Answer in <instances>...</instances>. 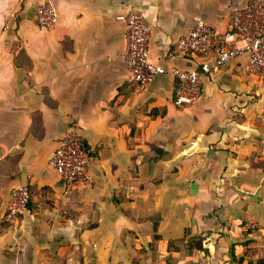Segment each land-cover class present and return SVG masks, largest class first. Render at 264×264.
<instances>
[{"label": "crops", "instance_id": "1", "mask_svg": "<svg viewBox=\"0 0 264 264\" xmlns=\"http://www.w3.org/2000/svg\"><path fill=\"white\" fill-rule=\"evenodd\" d=\"M57 19L44 32L40 2ZM252 0H0V264H264V75L239 57L201 73L181 109L175 80L128 83L131 3L150 28L151 59L193 69L177 40L199 22L227 29ZM76 128L91 180L65 194L50 166ZM27 185L28 213L1 219Z\"/></svg>", "mask_w": 264, "mask_h": 264}, {"label": "built area", "instance_id": "2", "mask_svg": "<svg viewBox=\"0 0 264 264\" xmlns=\"http://www.w3.org/2000/svg\"><path fill=\"white\" fill-rule=\"evenodd\" d=\"M57 11L50 1L37 7L36 22L40 30L48 32L56 24ZM126 29L127 48L124 61L128 69V83L135 93H141L155 76L169 74L175 80L174 104L185 108L201 96V73L208 74L227 66L232 60L246 57V69L252 74L264 75V0H252L247 6L232 5L227 29L219 32L214 26L199 21L177 40L179 57H197L201 62L193 69L174 68L170 71L156 64L150 54V28L144 16L131 4H125L116 16ZM92 153L85 149L76 128L70 129L58 140L50 166L65 183V194L76 184L91 180ZM29 189L19 185L12 189L4 205L1 219L14 224L28 213ZM1 203L0 186V211Z\"/></svg>", "mask_w": 264, "mask_h": 264}, {"label": "trees", "instance_id": "3", "mask_svg": "<svg viewBox=\"0 0 264 264\" xmlns=\"http://www.w3.org/2000/svg\"><path fill=\"white\" fill-rule=\"evenodd\" d=\"M29 203H30V191H29V200H28V204H27V209H29V207H28V206H29ZM22 217H23V216H22ZM22 217H21V218H22ZM21 218H20V219H21ZM20 219H19V220H20ZM19 220H18V221H19ZM5 224H6V223H5ZM8 225H12V224H8ZM258 264H261V262H258Z\"/></svg>", "mask_w": 264, "mask_h": 264}, {"label": "water", "instance_id": "4", "mask_svg": "<svg viewBox=\"0 0 264 264\" xmlns=\"http://www.w3.org/2000/svg\"><path fill=\"white\" fill-rule=\"evenodd\" d=\"M191 264H201V263H191Z\"/></svg>", "mask_w": 264, "mask_h": 264}]
</instances>
